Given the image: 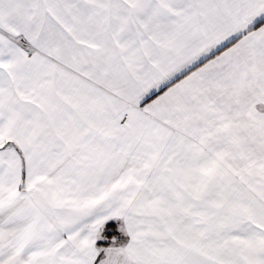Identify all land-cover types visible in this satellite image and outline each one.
Masks as SVG:
<instances>
[{"label":"snow or ice","instance_id":"obj_1","mask_svg":"<svg viewBox=\"0 0 264 264\" xmlns=\"http://www.w3.org/2000/svg\"><path fill=\"white\" fill-rule=\"evenodd\" d=\"M0 264H264V0H0Z\"/></svg>","mask_w":264,"mask_h":264}]
</instances>
